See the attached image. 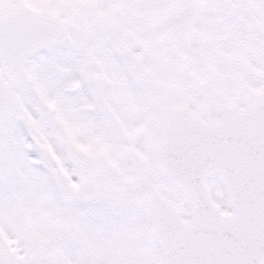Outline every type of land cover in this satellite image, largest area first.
Segmentation results:
<instances>
[{
    "label": "snow or ice",
    "instance_id": "obj_1",
    "mask_svg": "<svg viewBox=\"0 0 264 264\" xmlns=\"http://www.w3.org/2000/svg\"><path fill=\"white\" fill-rule=\"evenodd\" d=\"M0 264H264V0H0Z\"/></svg>",
    "mask_w": 264,
    "mask_h": 264
}]
</instances>
